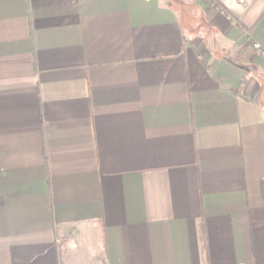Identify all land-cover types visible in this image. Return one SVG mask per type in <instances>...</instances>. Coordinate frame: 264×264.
<instances>
[{
    "label": "crops",
    "instance_id": "1",
    "mask_svg": "<svg viewBox=\"0 0 264 264\" xmlns=\"http://www.w3.org/2000/svg\"><path fill=\"white\" fill-rule=\"evenodd\" d=\"M214 1L0 0V264H264V0Z\"/></svg>",
    "mask_w": 264,
    "mask_h": 264
},
{
    "label": "rangeland",
    "instance_id": "2",
    "mask_svg": "<svg viewBox=\"0 0 264 264\" xmlns=\"http://www.w3.org/2000/svg\"><path fill=\"white\" fill-rule=\"evenodd\" d=\"M209 2H212L213 4L214 3H216V1H214V0H208ZM184 7H185V4H184ZM189 6H187L186 7V11H187V13L189 14V15H192V19H196V15H197V11H195V9H193V10H191L190 8H188ZM218 9H219V11H222V12H226V9L223 7V6H220V4H219V6H218ZM192 29H194V28H192ZM259 48H261V44L260 43H258V44H256ZM261 50H262V48H261Z\"/></svg>",
    "mask_w": 264,
    "mask_h": 264
},
{
    "label": "trees",
    "instance_id": "3",
    "mask_svg": "<svg viewBox=\"0 0 264 264\" xmlns=\"http://www.w3.org/2000/svg\"><path fill=\"white\" fill-rule=\"evenodd\" d=\"M201 236H202V239H203L204 249L207 250V239H206V234H205V228H204V226L202 227Z\"/></svg>",
    "mask_w": 264,
    "mask_h": 264
}]
</instances>
